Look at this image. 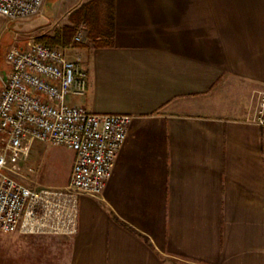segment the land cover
<instances>
[{
    "label": "crops",
    "instance_id": "1",
    "mask_svg": "<svg viewBox=\"0 0 264 264\" xmlns=\"http://www.w3.org/2000/svg\"><path fill=\"white\" fill-rule=\"evenodd\" d=\"M115 18L112 46L76 48L89 86L69 101L130 115L127 139L77 234L34 235L29 264H264V0H116ZM75 159L28 142L23 179L65 186Z\"/></svg>",
    "mask_w": 264,
    "mask_h": 264
},
{
    "label": "built area",
    "instance_id": "2",
    "mask_svg": "<svg viewBox=\"0 0 264 264\" xmlns=\"http://www.w3.org/2000/svg\"><path fill=\"white\" fill-rule=\"evenodd\" d=\"M46 0H0V14L19 19L38 14ZM82 35L76 36L81 40ZM40 42L11 46L10 72L0 89V232L73 236L79 231L80 197L100 196L113 174L132 117L97 113L70 97L87 93L89 73L82 55ZM264 108V102L261 103ZM264 128V109L256 118ZM29 138L76 153L65 186L31 187L21 177ZM33 171L32 168L29 169Z\"/></svg>",
    "mask_w": 264,
    "mask_h": 264
},
{
    "label": "rangeland",
    "instance_id": "3",
    "mask_svg": "<svg viewBox=\"0 0 264 264\" xmlns=\"http://www.w3.org/2000/svg\"><path fill=\"white\" fill-rule=\"evenodd\" d=\"M57 1L58 0H46L44 5L45 7L47 3L45 12L43 7L38 14L30 17L10 19L0 14V89L2 86V77L8 74L11 70L10 65L6 61L8 49L14 45L27 46L30 43L38 42L37 37L40 35L54 34L58 30H61L65 24L70 23L69 11L89 0ZM79 34L82 35V39L79 41L87 43L89 46L93 45L92 41L87 36L88 30L85 24L79 26L76 36ZM66 48L69 50L68 53L72 57L75 55H82L76 49L81 47L70 46ZM36 141H38V139L29 138L25 144ZM2 147L3 136L0 134V149ZM28 174L34 179V181L42 183L40 185L52 186V184H54L48 171L40 174L36 167L34 172H28ZM21 179L25 181L22 177ZM27 184L31 187L38 186L31 182H28ZM31 238H36V236L0 232V264H29L30 253L33 251V253L36 254L38 250H40L39 245L34 244L36 241L32 242ZM34 259L36 261V256ZM175 264L201 263L175 261Z\"/></svg>",
    "mask_w": 264,
    "mask_h": 264
},
{
    "label": "trees",
    "instance_id": "4",
    "mask_svg": "<svg viewBox=\"0 0 264 264\" xmlns=\"http://www.w3.org/2000/svg\"><path fill=\"white\" fill-rule=\"evenodd\" d=\"M116 0H89L75 9L69 15L70 23L63 26L54 34H44L37 37V41L53 47L66 48L70 46L86 47L75 39L79 26L85 24L88 38L94 46H112L116 28L115 18ZM149 242L148 237H146Z\"/></svg>",
    "mask_w": 264,
    "mask_h": 264
}]
</instances>
